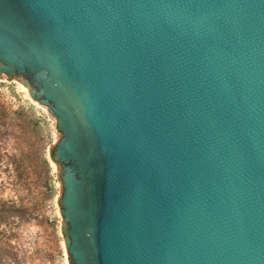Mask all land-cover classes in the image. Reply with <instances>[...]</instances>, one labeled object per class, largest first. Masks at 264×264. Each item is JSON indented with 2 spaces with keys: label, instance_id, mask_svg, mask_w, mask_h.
Listing matches in <instances>:
<instances>
[{
  "label": "water",
  "instance_id": "95a60500",
  "mask_svg": "<svg viewBox=\"0 0 264 264\" xmlns=\"http://www.w3.org/2000/svg\"><path fill=\"white\" fill-rule=\"evenodd\" d=\"M0 73L57 118L69 264H264V0H0Z\"/></svg>",
  "mask_w": 264,
  "mask_h": 264
},
{
  "label": "rangeland",
  "instance_id": "374dc122",
  "mask_svg": "<svg viewBox=\"0 0 264 264\" xmlns=\"http://www.w3.org/2000/svg\"><path fill=\"white\" fill-rule=\"evenodd\" d=\"M61 137L57 118L29 89L0 73V264H69L59 166L50 160Z\"/></svg>",
  "mask_w": 264,
  "mask_h": 264
},
{
  "label": "trees",
  "instance_id": "16d2710c",
  "mask_svg": "<svg viewBox=\"0 0 264 264\" xmlns=\"http://www.w3.org/2000/svg\"><path fill=\"white\" fill-rule=\"evenodd\" d=\"M17 207H11L7 204L4 203V205H2V208L0 209V215H3V213H7V212H16Z\"/></svg>",
  "mask_w": 264,
  "mask_h": 264
},
{
  "label": "bare ground",
  "instance_id": "6f19581e",
  "mask_svg": "<svg viewBox=\"0 0 264 264\" xmlns=\"http://www.w3.org/2000/svg\"><path fill=\"white\" fill-rule=\"evenodd\" d=\"M54 164V163H53Z\"/></svg>",
  "mask_w": 264,
  "mask_h": 264
}]
</instances>
